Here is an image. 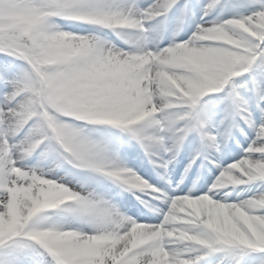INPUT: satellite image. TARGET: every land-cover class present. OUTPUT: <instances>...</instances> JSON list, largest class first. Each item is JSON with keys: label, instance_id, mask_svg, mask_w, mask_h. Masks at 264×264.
Listing matches in <instances>:
<instances>
[{"label": "clouds", "instance_id": "1", "mask_svg": "<svg viewBox=\"0 0 264 264\" xmlns=\"http://www.w3.org/2000/svg\"><path fill=\"white\" fill-rule=\"evenodd\" d=\"M163 3L165 0H152L145 7L137 0V14L112 20L108 31L83 24L73 30L62 23L68 19L53 10L41 11L26 21L30 32L27 39L21 40L20 47L29 55L30 62L20 63L17 71L30 74L32 87L19 102L17 111L25 123L37 112L41 113L33 128L44 133L42 140L49 134L58 138L59 148L52 155L55 168L66 169L64 175H57L54 168H42L53 178L41 181L42 194L36 202L37 210H47L43 217L33 221L36 235L32 239L47 250L40 252L39 264H53L54 259H61L62 253L82 245L85 236L92 243L94 234L101 229L111 233L127 228L122 234L130 233L129 238L137 242L156 234L166 236L178 247L193 241L219 252L216 264H232L239 248H264V197L230 199L236 186L264 180V159L241 157L222 168L206 185V190L193 195L199 190L205 167L202 162L201 173L188 192L172 198L165 214L169 227L162 232L157 228L155 233H150L142 223L128 227V218H136L122 211L90 183L77 178L78 172H87L111 180L149 209L154 208L153 201L143 200L137 193L153 200H163L169 194L129 166L121 156L119 145L97 135L98 129L89 127L107 124L109 113L102 101L94 97V90L79 79L83 73L118 72L126 86L124 119L141 127L154 141H163L168 151H176V157L183 146L179 150L175 148L176 137L187 127L186 109L192 107L193 100L209 114L215 102L213 94L226 88L228 93L236 90V96L242 99L239 89L247 82H238L236 78L247 71L245 54L250 49L245 46L243 33L253 34L251 29L239 20H223L220 16L206 21L200 17L197 21L194 10L191 16L179 15L173 23L164 16L160 7ZM211 11L208 9L204 14ZM258 22L264 28V15L258 16ZM186 30L190 34L181 38ZM251 92L253 97L249 101L255 100L260 120L264 122L261 106L264 90L254 86ZM249 101H245L249 105L246 111L252 117ZM234 129H239V125L231 129L228 139ZM100 142L106 147H98ZM252 150L264 152V145ZM153 152L156 156L166 154L159 146ZM194 164L195 160L191 159L186 165L180 183L188 178ZM166 173L167 168L160 175L167 178ZM90 196L106 201L119 215L109 218L79 215L62 207H78ZM6 198V194L0 193V199ZM205 255L208 253L201 254ZM24 260L25 264H33L30 257Z\"/></svg>", "mask_w": 264, "mask_h": 264}, {"label": "snow or ice", "instance_id": "2", "mask_svg": "<svg viewBox=\"0 0 264 264\" xmlns=\"http://www.w3.org/2000/svg\"><path fill=\"white\" fill-rule=\"evenodd\" d=\"M179 4L180 0H165L160 7L164 16H168ZM219 6L221 0H207V3L202 4L203 19L206 21L205 18ZM241 7L245 10L240 11ZM208 9L212 11L209 15H205ZM233 9L230 16L221 15L220 18L239 20L251 29L253 34L243 33L245 46L250 49L245 54L244 66L247 71L244 74H249L250 78L245 79L246 86L239 89L242 99L236 96V90L231 93L227 90L226 114L214 128L210 126L209 114L202 107H197L195 100L192 101V107L186 109L187 127L176 137L175 148L179 150L190 134H198L201 144L192 156L195 162L202 159L205 163L209 161L215 163L213 150L215 152L221 150V145L228 139L235 125H239L241 133L248 135L245 129L240 127L241 119L255 133L244 149L242 157L264 159V152L252 150L264 145V126H262L264 122L260 118L257 120L254 115L249 117L246 111L249 105L245 103L249 101V97L244 94L245 91H251L254 86L264 90V28L259 27L258 22V16L264 15V0H247L245 4L233 5ZM44 10H53L58 16H63L76 24L87 25L98 31H108L112 20L134 17L138 5L137 0H0V54L5 57L11 56L21 64H29L30 57L20 47V42L27 39L30 32L26 21L37 17ZM140 12L143 14L142 9ZM192 12L193 5L190 0H185L180 8V15L183 17ZM79 79L85 81L86 86L94 90V97L102 101L103 108L109 113L106 117L109 122L102 125L115 126L138 140L149 158L153 159L158 170H165L173 163L176 159V151H168L163 141H154L141 127L124 119L122 109L127 99L126 86L122 83L118 72H87ZM31 87L29 73L17 71L7 62L0 64V193L7 196L6 199H0V248L10 249L0 256V264H25V257H30L33 264H39L40 252L47 251L32 239L36 235L33 221L36 217H43L47 211L37 210L36 207V202L42 194L41 181L53 177L43 172L41 164L28 165L25 161L42 146L44 149L48 146L43 156L54 155L59 148V140L50 134L42 140L44 133L33 128V125L41 119L40 112L25 123L21 118L22 114L17 111L19 102ZM261 106L264 107V101L261 102ZM97 146L104 148L106 144L100 142ZM156 146H159L162 153H166L167 156L154 155L153 149ZM216 166L225 167L219 163ZM161 174H164V171H161ZM246 185L255 186V190H248L246 197H264V180H252ZM181 195L184 194H168L162 200L166 207L153 209L160 215L159 222L147 223L128 218V227L142 223L148 226L150 233H155L157 228L162 232L169 227L165 214L172 204V198ZM62 207L65 211L79 215L103 218L119 215L107 205L106 201L95 196L84 198L78 207ZM202 231L208 230L202 229ZM124 232H127V228L111 233L101 229L94 234L92 243H88V237L85 236L82 245L62 253L61 259H54L53 264H203L207 257L219 253L193 241H186L178 247L166 236L159 234L137 242L134 238H129L130 233L123 235ZM256 250L260 251L257 253ZM204 252L208 255L201 256ZM252 253L256 254L248 264H264V248L261 247L239 248L232 264H245V258Z\"/></svg>", "mask_w": 264, "mask_h": 264}, {"label": "bare ground", "instance_id": "3", "mask_svg": "<svg viewBox=\"0 0 264 264\" xmlns=\"http://www.w3.org/2000/svg\"><path fill=\"white\" fill-rule=\"evenodd\" d=\"M106 129H107L106 131L108 132V135H110L111 129L110 128H106ZM189 136H194V134H190ZM107 138H109L112 141V138H110V136ZM187 140L189 139H186V144H189ZM197 140L201 141L200 137ZM138 150H139V147L135 143L132 158L130 161L126 159V162L128 163L129 166H132V168H134L145 179L151 180V181L158 180L159 176H157L155 172L158 171L161 173V171H164V170H158V167L156 165L151 166V163L150 165H147V163L149 162L142 160L141 154L137 152ZM236 153H237V149L233 148L232 150L226 152L223 156L217 155L216 162L213 165L211 164V165L205 166L203 174L205 175L206 173H208V176L206 178L204 177V179L199 182V185H198L199 190L195 193L200 194V191L206 190V185L209 184L212 179H214V176L212 175L213 171L222 170V168H218L216 166L217 163L222 164L223 166H227L228 164L233 163L234 161H231V160L234 158V156H236ZM54 169H56L55 166H54ZM183 172H184L183 167L182 168L179 167L177 170H175L174 167L171 168L166 173L167 178L163 177V180L160 181L161 185H163L164 187L167 185H170V187H168V190H170V194H186L189 188L192 186L193 180L188 178L183 183H180V177L183 174ZM198 173H201V171H195V169H191L189 172V175L193 174L196 179V176ZM80 174L85 175L84 173H80ZM89 176H90L88 177L90 180L89 183L91 185L93 186L96 185L95 186L96 189L102 188L101 191L99 192H104L107 190L106 192L109 194L108 195L109 198H111L116 204H118L122 211L126 212L128 215L133 216L138 221H141L139 220V218L142 217V214H141V210L139 209L137 200H135L130 194L125 193L124 191H122L120 194V191L117 189L115 185L109 184V180L98 178L97 176L92 175V174H90ZM169 180H171V184H169ZM104 184L106 185V187L103 186ZM249 189L255 190V186L254 185L236 186L235 191L233 192L230 199L235 200L238 197L245 198ZM164 207H166V205L164 204L163 201L159 202V204L157 205V208H164ZM159 219H160V215L158 212H156L154 215L148 218L147 223H156V222H159ZM259 251L260 250H256L257 253ZM255 254L256 253H252L250 256L246 257L245 264H248V262L252 260ZM220 255H221L220 253H217V254H213L210 257H207L203 261V264H216V261Z\"/></svg>", "mask_w": 264, "mask_h": 264}, {"label": "rangeland", "instance_id": "4", "mask_svg": "<svg viewBox=\"0 0 264 264\" xmlns=\"http://www.w3.org/2000/svg\"><path fill=\"white\" fill-rule=\"evenodd\" d=\"M141 2L143 4H147L150 3L151 0H141ZM191 4L193 5V10L196 12V16L195 19L198 21L200 19V17H202L203 13L201 11V5L204 3H207V0H190ZM247 2V0H221V6H219L217 9H215L208 17H206L205 19L209 20V19H213L216 16H221L223 15L224 17L230 16L232 14V12L234 11L233 9V5H237V4H245ZM185 3V0H180V4L174 8L175 12L173 13V17L176 19V17H178L180 15V8L183 6V4ZM240 11H244L245 9L243 7L239 8ZM192 15V13L190 14V16ZM173 18V22L175 21V19ZM62 23H64L66 26H70L73 28V30H77L80 26H82L81 24H76L70 20H65L62 21ZM190 34L189 31H185V33L182 35L181 38H186L187 35ZM167 43V41L165 42ZM244 75V74H242ZM250 76L246 75L244 76V78H242L241 80H239L240 82L244 81L245 79H249ZM247 97L252 98L253 97V93L251 91H245L244 93ZM215 96V102L213 104V106H211L210 108V112H209V116L213 117V122L216 123H220V121L224 118L225 114H226V109L225 107H228V102L225 99L226 97V90L220 92V94H213ZM255 103L254 99H250V110L254 113V117L259 120L260 118V113L259 110L256 109V107L254 106L252 108V105ZM240 123V127H243L245 129V132L247 131L248 135H245L247 138L246 140L243 142V144H241L240 149H239V154H237L231 161H236L237 159L242 157V153L244 151V149L247 148L250 139L254 137L255 133L253 131V129L242 119L239 121ZM247 125V126H245ZM97 126L96 129H98L99 131L97 132V135H103V136H107V137H111V134L108 135V132H105V130L99 129L100 125H89V127H93ZM239 129H234V132H236ZM115 135V134H114ZM129 136V135H128ZM116 136H113V143H115L117 141V138H115ZM109 139V138H108ZM116 144V143H115ZM44 152V147L42 146L39 150H37L33 156H31L28 160L25 161L26 164L28 165H35V164H41V166L43 167H51L54 168L55 166V161H54V157L52 155H48L47 157L43 156ZM37 156V157H34ZM189 158V157H187ZM126 161V159H125ZM130 161V160H129ZM198 163V160L196 161ZM55 170V174L57 175H63L66 171V169L64 168H56ZM79 176V174L77 175V177ZM81 180L87 181L89 183V178L88 176H84L78 177ZM93 186V185H92ZM96 185H94L95 187ZM97 191H101L100 189H97ZM107 191V190H106ZM104 191L101 192L103 194H105L107 197H109L108 193ZM10 249H4V248H0V256H3L6 252H8ZM50 259V257H49Z\"/></svg>", "mask_w": 264, "mask_h": 264}, {"label": "trees", "instance_id": "5", "mask_svg": "<svg viewBox=\"0 0 264 264\" xmlns=\"http://www.w3.org/2000/svg\"><path fill=\"white\" fill-rule=\"evenodd\" d=\"M0 58L3 59L4 62H7L10 65H12L14 69H17V66L21 63L19 60H16L11 56L5 57L3 54H0Z\"/></svg>", "mask_w": 264, "mask_h": 264}]
</instances>
